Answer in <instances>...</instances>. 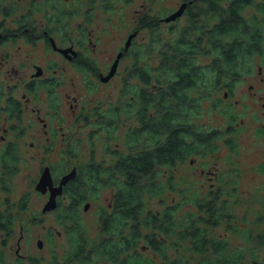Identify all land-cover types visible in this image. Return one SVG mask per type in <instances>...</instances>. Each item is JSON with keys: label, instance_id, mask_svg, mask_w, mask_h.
<instances>
[{"label": "flooded vegetation", "instance_id": "1", "mask_svg": "<svg viewBox=\"0 0 264 264\" xmlns=\"http://www.w3.org/2000/svg\"><path fill=\"white\" fill-rule=\"evenodd\" d=\"M112 1L31 0L29 7L20 17H12L13 2L0 0V12L3 14L0 15V134L2 140L0 144V191L13 190V178L19 174L21 164L24 163V158L26 159L20 141L26 135L32 136L30 146L36 151L32 153L31 149L29 150L28 153L32 158L36 157V153L39 155L38 152L49 154L50 158L57 153L63 154L62 160H45L38 177L32 181V184L29 183L31 186L34 185L32 188L41 193L43 197L42 213L58 212L59 216L64 214L74 217L79 214L82 207L84 210H89L92 206V198H94L93 193L98 191L97 186L112 190L108 206H100L97 209L98 219L101 215H108L112 212L115 187L89 184L86 177H81L83 176L82 168L102 167V180L107 183L109 176L107 169L118 159L119 153L126 151L121 148H117L118 153L116 150L113 151L108 145L110 141L108 140L101 157L97 156L95 144H92L88 145L91 148L88 159L82 161L83 144L81 147V142L75 136L80 133L83 135V130L87 129V137L89 136L91 143H94L93 137H99L104 133L111 134L112 130L115 131L124 126L127 130L131 128L130 126L140 128L141 122L138 117L142 83L138 77L130 76L131 69L135 68L132 58L124 71H120V68L123 60L140 54L141 45L146 48L152 44L153 34H157L159 29L168 28L167 40L172 39L175 34H182L183 30H188L191 40L194 41L193 45L197 44L196 40H203L198 47H194L199 53H203L201 48H206V51L211 50L209 42H205L209 36L218 40L216 49H214L216 52H220L221 46L228 50L229 43L238 39L240 46L243 43L246 47L245 57L238 60V67L248 72L255 71L256 66L260 71L264 70V0H172L167 4H157L156 0H143L137 3L136 0L137 4L132 12L134 23L126 29L125 36L120 39L117 46L114 44L104 50L98 49L99 41L94 34L95 29L89 26L94 23L95 14L92 9L97 7H101L100 9L104 11L112 7L121 9L120 6H128L132 0H122L123 4L120 6L112 4ZM71 3L72 9L69 11L62 6ZM83 6L88 7L83 12L85 19L83 22L80 21L79 31L77 30L73 36L68 25L72 23L73 17L76 19L81 17L80 8ZM60 7H63V13L60 12ZM179 10V14L167 20V17ZM123 18L124 15H122ZM143 30L145 34L142 39L145 42L141 43L139 38ZM21 41L31 45L44 44L48 52L45 54L47 59L44 62L28 60L29 53H26L24 57L16 50L17 48L12 47L13 43ZM108 50L112 53L110 54ZM146 51V54L150 53L152 56L158 53L157 50L151 52L150 48ZM99 55L108 56L107 60L100 62ZM116 61V70L111 74ZM139 67L137 65V68ZM120 74L121 80H118L119 85L121 84L120 90L118 87V96L115 98L100 99L99 96H95L83 97L81 100L75 90L66 91V88L71 85L72 89L77 87L78 80L84 81L86 88L96 91L98 90L97 83L110 84ZM242 77L230 82V86H225L222 97H210L217 105V109L232 108L229 100L234 96L237 85L245 83ZM93 78L97 79V83H93ZM126 81L136 83L133 94H125ZM150 87L151 93L155 94L158 88L155 81L150 84ZM248 87L264 107V77L262 76L256 84L249 83ZM61 88L64 89L63 97H61ZM129 97L134 103L133 112L129 111L132 118H129L127 109ZM236 102L239 103V100L237 99ZM246 105L248 109H254L250 103ZM154 111V108L150 109V113ZM67 117L69 118L66 119ZM236 118L237 115L233 114L229 121L232 122ZM242 123L239 121L236 126L227 124L224 128L213 129L219 132L222 143L229 146V141L235 138L237 127ZM60 137H62V143L59 142ZM221 141L219 138L215 139L216 144ZM107 154L114 155L115 159L109 162L106 159ZM215 154H206L205 157L190 156L189 164L183 170V181L189 182L193 177L206 176L211 184L217 183L221 170L216 161H211L215 160ZM59 162H64L66 168L56 173L55 167ZM45 169H48L52 176L53 186L59 185L64 175L75 170V176L70 178L63 185L62 192L57 194L56 206L47 210H44V207L49 201L51 187L48 185L46 190H40L37 187ZM22 198L18 199L15 206L24 214L29 210L27 200H24V196ZM7 216L9 215L4 210H0V230L9 235L8 233L13 231L14 222L7 221ZM23 229L24 224H21V235L15 250L19 264H24V262L21 263L23 260L21 258L27 256L21 252L20 243L25 238ZM39 240H42L41 245L38 243ZM37 245L43 249L46 243L43 238H38ZM5 252L0 250V264L6 262L5 260L3 262ZM52 262L59 263L58 260Z\"/></svg>", "mask_w": 264, "mask_h": 264}, {"label": "trees", "instance_id": "2", "mask_svg": "<svg viewBox=\"0 0 264 264\" xmlns=\"http://www.w3.org/2000/svg\"><path fill=\"white\" fill-rule=\"evenodd\" d=\"M161 36L153 34V43L146 46L151 52L158 51L156 62L148 63L150 53L131 57L135 68L130 76L138 77L142 83L138 117L141 126H130L127 130L128 152L119 153L107 169V183L102 180V167L82 168L81 177H86L89 184L115 187L113 210L100 216V235L90 245L83 231L75 230L78 229L76 217L66 215L73 226L67 221L65 226L78 236L75 250L56 264L76 261L82 264H264V257L258 251L253 253L255 248L264 249V216L257 220L263 226L257 224L247 234L249 255L245 248L232 250L227 233L217 232L221 226L232 233L236 230L235 196L229 199L239 188L235 185L236 171L223 176L220 182L198 187V181L201 182L198 177L186 182L181 176L179 180L175 172L180 166L185 169L190 156L205 157L219 148L215 142L219 132L203 127L197 117L204 98L212 90L230 86V82L248 72L238 67L246 47L243 43L240 46L236 39L229 43L228 50L221 46L220 52H216L218 40L209 36L205 42H209L211 50L199 47L211 59L201 64L198 62L201 53L194 47L203 40H196L197 44L193 45L188 30L168 40ZM153 81L158 86L155 94L150 90ZM135 84L126 81L125 94H133ZM132 101L131 97L127 99L128 112H133ZM151 108L155 109L153 113ZM227 113L233 115L232 108ZM236 141L235 137L228 143L232 150L238 148ZM260 165L264 172V159ZM170 196L171 202L167 204ZM154 198L160 199L163 207L147 210ZM185 198H189L188 202ZM185 203L189 208L182 210ZM6 218L14 222L13 216ZM70 237L72 241V233Z\"/></svg>", "mask_w": 264, "mask_h": 264}, {"label": "rangeland", "instance_id": "3", "mask_svg": "<svg viewBox=\"0 0 264 264\" xmlns=\"http://www.w3.org/2000/svg\"><path fill=\"white\" fill-rule=\"evenodd\" d=\"M10 1L13 2V4L11 5L12 17H20L29 7L31 0ZM140 1L143 0H137V3ZM171 1L172 0H156V3L167 4ZM111 3L120 6V4H123V1L113 0ZM137 3L136 0H132L128 4V6H120L122 7L121 9H114L112 7L111 9H107V11L100 9L101 7L92 9L93 13L95 14L94 23L89 24V26H92L95 29L94 34L98 37L97 40L99 41L98 49L104 50L105 48H109L114 44L116 46L118 45L120 39L125 36L124 33L126 32V29L129 26H132L134 23L132 12L134 11ZM62 6L67 11H69V9H72V3L69 5L66 4V6ZM63 7H60L61 13H63ZM86 8L88 7H81V17L78 19L73 17L71 19L72 23H69L68 25L69 31L73 36L75 35L74 33L77 32V30L79 31L80 21L83 22L85 19L83 12ZM0 15L2 16L3 14L0 12ZM122 15H124L123 19ZM157 33H160L163 39H167L168 28L159 29ZM144 34L145 31L143 30L139 38L141 43L145 42L142 39V36ZM112 39L114 41H112ZM12 47L17 48L16 50L21 52L24 57L26 53H29L30 55L28 57V60L44 62L47 59L45 54H47L48 52L46 51L45 46L42 43L31 45L27 42L21 41L18 43H13ZM141 47L142 50L139 54L140 57L146 55L147 53V48H144V46L142 45ZM108 52L110 54L112 53L111 50H108ZM155 56L156 55L148 56L151 57L149 59L150 62L148 63H152L153 61L156 62L157 56ZM98 57L100 62H103L104 60H107L106 58L108 56L99 55ZM111 57L114 58L115 56ZM210 59V55L201 53L199 55L198 62L203 64L205 62H208ZM129 62H131V57L123 60L120 71H124L125 66ZM262 76L264 77V70L260 71L257 66L255 71L247 72L243 75L242 80L245 83H240L237 85V87L235 88L234 96H232L231 100H229V102L232 104L233 114L237 115V118L232 122L229 121L231 115L227 113L228 109L231 107H227L226 110L217 109V105L215 104L213 99L210 98L211 96L222 97L224 93L223 91L225 89L224 87L220 88L219 90L211 89V95H207L204 98L203 104H201V113L197 117V121L206 128H224L227 124L236 126L237 122H243L237 127L238 130L235 133L238 148L232 150L229 146H227V144L222 143L221 137L219 136L218 138L221 142L217 143L219 148L216 151V157L214 158L215 160L212 159L211 161H216V164L219 166V170H221L219 180H217V182H220V180L223 179V176L227 177L226 175L231 171H236L237 176L235 175V185L239 187L237 194L232 193L231 197H229L230 199L235 196V199H233V201L235 200L234 203L236 205L234 209V211L236 212L237 220L235 221V223L237 224V226L235 227L236 230L232 233L221 226L217 228V232H222L223 234L227 233L232 250L245 248L246 254L248 255L251 253L248 249L250 248V243L248 242L247 234L249 233V230L257 227V224L259 225V227L263 226V222H257V220L260 217L264 216V172L260 169L261 161L264 159V115L262 114L264 113V107H262V105L260 104L259 99L257 97H254V94L251 93L252 90L248 87V85L251 82L256 84L261 80ZM92 80L94 83L97 79L93 78ZM118 80H121V74L119 76H116L114 80L107 85L101 83L98 84L96 82V86H98V90L96 91L91 90V88H86L85 82L82 80H78L76 82L77 87H74L72 89L71 85L69 86V88H66V91L70 90L71 92L72 90H75L79 97H81V100L83 99V97L91 98L95 96H99L100 99L109 97L115 98L118 96V87L120 90L121 85H119ZM63 91L64 89L61 88V97L64 96ZM237 99L239 100V103L236 102ZM246 103H250L252 108L254 109H248V105H246ZM66 109L68 108L66 107ZM68 118L69 117H67L66 119ZM83 131V135L82 133H80L75 136L76 138L78 137V141L81 142V147L83 144L82 161H86L88 159V155L91 149L88 145L92 144H95L97 156L101 157L103 152L105 151V146L108 140H110L108 145L111 146V149L113 151L116 150L117 152V148H121L123 151L128 152L125 140V135L127 132L126 126L115 131L112 130L111 134L104 133L99 137H93L94 143H91V139L89 136L87 137L86 131L88 130L84 129ZM31 139L32 136L26 135L20 141L26 159L24 158V163L21 164V171L19 172V174H16V177L13 178V190H11L10 192L0 191V210H4L7 215L11 216V219L12 216L14 217V228L12 232L8 233L9 235H7L5 231L0 230V250L6 251L3 258V262L4 260L6 261L4 264L20 263L16 259L17 254L15 250L18 246V238L21 235V224H24L23 234H25V238L22 239L20 243L21 252L27 255L26 257L21 258L23 259L21 263L56 264L52 261H64L67 259V257L70 256V253L75 250L74 242L78 234L76 232L74 233V231L69 232L67 227L65 226L66 221L72 226L73 223H71L70 220H66V215L61 214V216H59L58 212L42 213V204L44 202L43 197L41 193L32 188V186L34 185L31 186L29 184L30 182L32 184V181L38 177V173L45 160H62L63 154L57 153L54 156L52 155L53 157L50 158L49 154L38 152L39 155L36 153V157L32 158L30 156V153H28L31 149ZM62 141V137H60L59 142L62 143ZM1 143L2 140L0 134V144ZM31 151L32 153L36 152L35 149H31ZM113 156H111V154H107L106 159L111 162L115 159V156ZM65 168L66 164L64 162H59L56 164L55 172H61ZM183 170L184 169L181 166L175 169V172H177L176 175L179 176V180L180 176L182 179ZM160 175L163 174L160 172ZM198 179L201 180V182L199 183L198 181L196 187L200 186L203 183L208 186L211 184L210 180L207 179L206 176L199 177ZM230 184V187L233 186L232 183ZM97 187L98 191L93 193L94 198H92L93 201L91 208L89 210H84L82 207V210H80L79 214L75 216V221L78 222V229L75 230L83 231L82 234L88 242L87 245H90L91 241L97 239L100 235V224L98 219L99 214L97 209L100 206L107 207L112 197L111 189H103L100 188V186ZM93 190L94 189H92V191ZM22 196H24L25 201L27 200L29 210L24 214L16 208L17 206H15L18 202V199H21ZM184 200L188 202L187 200H189V198H185ZM166 202L167 204L171 202V196L167 198ZM9 203L11 204L7 206ZM7 207L9 208L7 209ZM162 207V201L158 198H154L148 203L147 210L152 209L155 211ZM187 208H189V205L185 203L182 206V210H186ZM71 233L72 242L70 239ZM38 238H43L46 243L43 249H40L37 245ZM254 250V254H256V251H258V255L260 257H264L263 248H259L258 250H256L255 248ZM72 264L82 263L76 261Z\"/></svg>", "mask_w": 264, "mask_h": 264}, {"label": "water", "instance_id": "4", "mask_svg": "<svg viewBox=\"0 0 264 264\" xmlns=\"http://www.w3.org/2000/svg\"><path fill=\"white\" fill-rule=\"evenodd\" d=\"M180 10L178 12L170 15L169 17H167V20H170V19L174 18L177 14L180 13ZM127 45H128V43H127ZM116 67H117V61L114 62V64H113L112 70L110 72L111 74L114 73V71L116 70ZM74 176H75V170H72L71 172H69V173H67L66 175L63 176V178L61 179V182H60L59 185L53 186V184H52V176H51L49 170L48 169L44 170V172L42 173L41 178H40V180L38 182V185H37V187L40 190L41 189L42 190H46L48 185L51 187V195H50L49 201L46 203V205L44 207V210L52 209V208H54L56 206V196H57V194L62 192L63 185L70 178H72ZM38 243H39V245H41L42 244V240H39Z\"/></svg>", "mask_w": 264, "mask_h": 264}]
</instances>
